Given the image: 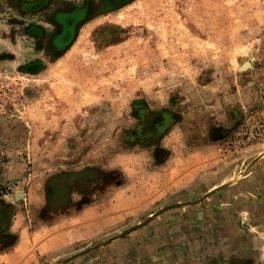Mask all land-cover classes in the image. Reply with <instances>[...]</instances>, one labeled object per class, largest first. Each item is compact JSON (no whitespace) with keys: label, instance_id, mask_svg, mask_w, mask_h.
Masks as SVG:
<instances>
[{"label":"rangeland","instance_id":"rangeland-1","mask_svg":"<svg viewBox=\"0 0 264 264\" xmlns=\"http://www.w3.org/2000/svg\"><path fill=\"white\" fill-rule=\"evenodd\" d=\"M86 1L0 0V264H264V0Z\"/></svg>","mask_w":264,"mask_h":264},{"label":"crops","instance_id":"crops-1","mask_svg":"<svg viewBox=\"0 0 264 264\" xmlns=\"http://www.w3.org/2000/svg\"><path fill=\"white\" fill-rule=\"evenodd\" d=\"M187 175L189 177V175L191 173L195 172V168L194 165L188 168V170H186ZM202 180L201 176L199 177V180L196 182H192V184H187V188L190 187L192 189H194L195 184L199 183ZM194 181V180H193ZM206 181L200 182L201 184L203 183V185L205 186ZM260 183V184H259ZM256 185L255 187V191L253 190V187ZM250 187H248L250 195L248 193H243L241 191H237V193H239L240 195L238 196L237 200H236V212L239 213V217L238 215L236 216L235 219V229H244L242 228L241 224L239 223V220H241V217L244 216V214H248L249 217L248 219L250 221H254V226H256V224H258L257 226H259V221L262 220V222H264V180H259L258 181H253L251 185H249ZM261 187V189H260ZM260 189V191H259ZM221 216V213H220ZM238 217V218H237ZM258 220V221H257ZM243 222V220H242ZM264 224V223H263ZM263 224H260L264 227ZM195 227V224H194ZM65 231H58V232H54L51 235L47 236L45 239H43L41 242L38 243L37 246V250L39 253H42V248L44 247V245L48 242V241H52L54 239H57L58 237H61L63 235H65ZM232 233V234H231ZM245 232H242L241 234L243 235ZM232 237H234L235 235H240L238 232L235 234L234 232H230V234ZM234 235V236H233ZM226 236V235H225ZM34 250L30 251V255L32 254ZM28 260V256L27 258L23 259L22 263L20 264H24L25 261Z\"/></svg>","mask_w":264,"mask_h":264},{"label":"water","instance_id":"water-1","mask_svg":"<svg viewBox=\"0 0 264 264\" xmlns=\"http://www.w3.org/2000/svg\"><path fill=\"white\" fill-rule=\"evenodd\" d=\"M92 9V0H87L82 6L80 7H75V8H71L70 10H58L54 16L53 19L61 26V30L58 34H56L49 42L50 48L56 52H58L59 54H63L72 44V42L74 41V37L76 34V30L78 29V26L80 24L85 23L88 19H89V13ZM72 13H76L78 15V17L76 19H73L72 23L75 22L76 24V29H75V34L73 36V38L68 41V40H61L59 37L62 34V32H64V23L61 22V20L58 18V15H68V14H72ZM61 16V18H62ZM76 38V37H75ZM62 46V47H60ZM72 177H61L58 178L56 180H54L53 182V186H54V192H55V199L58 202H63L65 200H67L69 192H68V184L71 182ZM213 191L208 192L207 194H205L204 196H202L201 198L192 201V202H186V203H179V204H175L173 206L176 205H184V204H196L198 202H200L202 199H204L205 197L209 196L210 194H212ZM173 206H168L166 208L161 209L160 211L156 212L154 215H158L159 213L163 212L164 210L173 207ZM126 233V232H125Z\"/></svg>","mask_w":264,"mask_h":264},{"label":"flooded vegetation","instance_id":"flooded-vegetation-1","mask_svg":"<svg viewBox=\"0 0 264 264\" xmlns=\"http://www.w3.org/2000/svg\"><path fill=\"white\" fill-rule=\"evenodd\" d=\"M126 1H130V0H111V2H109L108 8L118 7ZM61 16H62L61 14L58 15V18L65 25H64V32H62V34L60 35L59 38L61 40L70 41L73 38V36L75 34V29H76L75 22L72 23L70 21H72L73 19H76L78 17V15L76 13H72V14L64 15V16H62V18H61ZM60 47H62V46H60Z\"/></svg>","mask_w":264,"mask_h":264},{"label":"bare ground","instance_id":"bare-ground-1","mask_svg":"<svg viewBox=\"0 0 264 264\" xmlns=\"http://www.w3.org/2000/svg\"><path fill=\"white\" fill-rule=\"evenodd\" d=\"M250 65V61H245L242 65H241V68L243 69V68H246V67H248ZM18 194V193H17ZM18 196H19V194H18Z\"/></svg>","mask_w":264,"mask_h":264}]
</instances>
